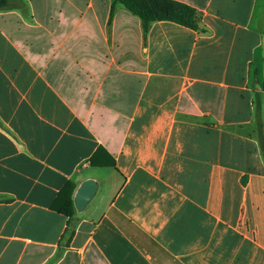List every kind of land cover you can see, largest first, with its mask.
Segmentation results:
<instances>
[{
  "label": "crops",
  "instance_id": "0c3cea01",
  "mask_svg": "<svg viewBox=\"0 0 264 264\" xmlns=\"http://www.w3.org/2000/svg\"><path fill=\"white\" fill-rule=\"evenodd\" d=\"M10 1L0 264H264V0H175L200 29L147 38L114 0Z\"/></svg>",
  "mask_w": 264,
  "mask_h": 264
},
{
  "label": "trees",
  "instance_id": "16d2710c",
  "mask_svg": "<svg viewBox=\"0 0 264 264\" xmlns=\"http://www.w3.org/2000/svg\"><path fill=\"white\" fill-rule=\"evenodd\" d=\"M22 3L23 0H18ZM122 4L127 10L138 16L142 21L144 37L150 31L154 22L169 21L184 27L199 30L197 11L184 3L175 0H114L111 17L115 13L116 5ZM10 0H0V11L16 8ZM24 8L22 4L20 6ZM257 118L259 120V141L264 155V130L262 124V101L256 97ZM54 210L66 215L69 219L74 216V205L71 195L62 193Z\"/></svg>",
  "mask_w": 264,
  "mask_h": 264
},
{
  "label": "water",
  "instance_id": "95a60500",
  "mask_svg": "<svg viewBox=\"0 0 264 264\" xmlns=\"http://www.w3.org/2000/svg\"><path fill=\"white\" fill-rule=\"evenodd\" d=\"M98 188V183L93 179L86 180L82 183L75 196V205L79 211H84L91 203L98 191Z\"/></svg>",
  "mask_w": 264,
  "mask_h": 264
},
{
  "label": "rangeland",
  "instance_id": "374dc122",
  "mask_svg": "<svg viewBox=\"0 0 264 264\" xmlns=\"http://www.w3.org/2000/svg\"><path fill=\"white\" fill-rule=\"evenodd\" d=\"M89 211H90V208H88L87 212H89Z\"/></svg>",
  "mask_w": 264,
  "mask_h": 264
}]
</instances>
